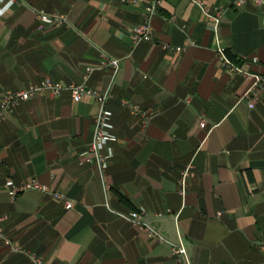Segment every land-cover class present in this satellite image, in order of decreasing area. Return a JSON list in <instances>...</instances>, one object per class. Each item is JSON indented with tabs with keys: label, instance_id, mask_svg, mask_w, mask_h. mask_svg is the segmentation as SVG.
Segmentation results:
<instances>
[{
	"label": "crops",
	"instance_id": "crops-1",
	"mask_svg": "<svg viewBox=\"0 0 264 264\" xmlns=\"http://www.w3.org/2000/svg\"><path fill=\"white\" fill-rule=\"evenodd\" d=\"M17 1L0 19V101L45 79L109 90L116 140L104 174L85 162L99 111L90 96L74 103L46 93L5 115L0 264H34L5 241L44 264H264V98L254 110L238 103L248 84L216 56L220 44L238 64L257 57L251 70L264 77V10L200 0L223 12L215 30L189 0H163L149 18L153 41L133 46L142 5ZM41 13L68 22L40 30ZM134 106L153 117L144 132ZM33 179L74 207L37 192L11 199L7 182ZM132 212H144L165 243L133 228ZM180 244L187 262L172 252Z\"/></svg>",
	"mask_w": 264,
	"mask_h": 264
},
{
	"label": "built area",
	"instance_id": "built-area-1",
	"mask_svg": "<svg viewBox=\"0 0 264 264\" xmlns=\"http://www.w3.org/2000/svg\"><path fill=\"white\" fill-rule=\"evenodd\" d=\"M189 1L197 6L201 10L203 16L214 23L215 30H218V26L223 17V12L216 10L215 12L210 13L202 1ZM17 2V0H0V19L11 10ZM120 3L130 6L142 5L144 7L145 15L143 21L140 25L134 28L131 42L133 46H138L141 43H151L153 41V34L149 18L159 12L163 0H120ZM247 4L255 9L264 10V0H238L236 3L237 6H246ZM36 21L39 24L40 30H44L46 27L63 26L68 22L66 16L46 15L43 13L36 15ZM180 51L181 49L177 50V52ZM216 56L224 69L230 74L240 77L248 84L246 90L238 99V103H245L249 110H254L256 105L264 98V77L251 70L252 66H257L259 64V59L257 57H252L245 60L242 64H238L227 56L226 49L220 44H218L216 48ZM104 67H111L114 70V73H116L119 69V62L105 60ZM46 93L54 98H59L64 93H69L74 103H79L85 96H90L96 100L99 105V111L95 118L94 137L88 151L82 154V157L86 163L95 164L98 171L101 174H104L109 168L110 162L114 156L110 144L116 140L112 135L114 128L112 124L113 115L106 107V104L110 99L109 90L105 93H99L88 90L84 85H65L45 79L39 85H30L25 89L15 92L6 91L2 94L0 101V125L5 120V115L11 112L14 108ZM130 113L133 117L138 119L140 129L144 132L153 117L137 106L130 108ZM200 126L201 128H205V122H202ZM186 180L187 172L183 175L180 181V193L182 195H184L186 191ZM6 186L9 188V194L13 200L17 196L26 192H37L44 195H51L56 201L64 202L66 210H71L74 207V204L68 202L63 195L53 192L48 186L43 185L34 179L27 181L20 187H14L11 182H7ZM144 218V212H132L125 216V219L133 228L147 234L152 239L165 243L163 238L145 222ZM1 221L2 220H0V222ZM5 242L12 247L13 252L22 253L28 256L34 264H44L40 258L34 256L30 252H27L18 246H13L10 241ZM172 252L176 256H181L187 262V252L182 244L179 246H172Z\"/></svg>",
	"mask_w": 264,
	"mask_h": 264
}]
</instances>
